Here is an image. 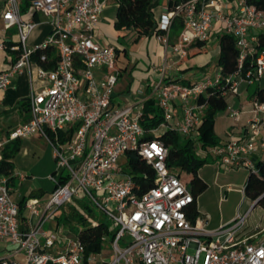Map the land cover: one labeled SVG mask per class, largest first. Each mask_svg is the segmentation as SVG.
<instances>
[{
    "label": "built area",
    "instance_id": "1",
    "mask_svg": "<svg viewBox=\"0 0 264 264\" xmlns=\"http://www.w3.org/2000/svg\"><path fill=\"white\" fill-rule=\"evenodd\" d=\"M20 1L0 0V21L5 29H15L18 52L11 68L0 72V91L23 71L31 79L36 50L51 49L58 59L51 70L38 65L36 76L47 85L39 92L31 90L29 119L5 138L0 137V161L7 143L39 136L52 145L56 168L48 176L54 189L47 200L25 203L31 223L28 231L19 229V209L10 198L7 177L0 175V243L6 245L0 264L94 261L95 254L87 255L77 237L44 228L61 208L81 197L117 227L110 241L113 256L106 264H264V226L258 224L245 232L254 206L214 231L206 229L207 215L198 216L193 223L189 218L193 196L178 170L167 165L168 148L160 140L144 139L146 133L156 134L159 130L145 131L139 124L146 99L134 105L115 102L119 77L116 48L100 43L94 34L109 0H33L31 8L48 18L51 25L44 42L33 48L26 41L35 22L22 19ZM248 1L188 0L176 4L162 17L161 34L156 39L168 47L171 28L178 21L182 29L172 50L183 58L187 46L206 42L212 26L219 23L222 32L235 39L239 67L248 58L255 63L252 72L224 80L230 85L228 96L234 95L240 82L251 85L264 73V49L257 47V34L264 32V10ZM41 60H46L44 55ZM220 81L219 74L214 80L187 86L160 80L155 86L156 102L164 119L160 128H170L168 124L175 114L173 102L178 100L182 117L174 128L194 141L200 158L210 156L219 166L230 169L254 170V163L247 157L255 151L259 125L264 124V102H254V113L261 114L262 119L256 120L252 137L206 149L198 142L204 108L196 100ZM238 114L230 110L231 117L237 119ZM258 144L264 148V138ZM127 152L136 153L153 170L149 189L140 192L128 169L119 166V159ZM222 235L226 237L221 241Z\"/></svg>",
    "mask_w": 264,
    "mask_h": 264
},
{
    "label": "crops",
    "instance_id": "2",
    "mask_svg": "<svg viewBox=\"0 0 264 264\" xmlns=\"http://www.w3.org/2000/svg\"><path fill=\"white\" fill-rule=\"evenodd\" d=\"M169 1L170 0H157L151 8L158 28L162 17L170 12L172 6H170ZM116 7L117 5L113 0L108 1L105 9L100 15L94 34L95 39L100 43L112 45L116 48V67L117 63L120 62V54L122 53L126 57V60L123 61V67L121 69L117 68L119 77L115 88V98L116 96L123 98V101L117 104L134 105L143 99L148 100L151 98L156 101L155 86L160 80H164L166 83L175 82L185 86L205 81L202 77L208 67V63L205 62L212 59L217 61L218 57L219 36L223 33L219 23L212 26L209 39L204 42L205 44L203 47L198 48L194 46L196 42H193L185 49L187 55L180 58L177 54H174L172 50V46L177 43L180 34V31H175L173 29L174 26L170 31V45L168 47L158 42L155 35L140 37L137 41H134L135 35L131 32L127 33L125 39H121V33L117 32L113 27ZM2 8L3 4L0 2V15ZM104 13L105 16H103ZM21 17L24 21L32 20L35 22V27L27 37V46L33 48L42 44L51 31L48 18L39 12H35L31 8V5L26 11H21ZM178 26L181 27V25H176L175 27ZM11 30L15 29H5L0 21V72L8 71L18 54L15 49L17 41L16 31L12 34ZM125 40H127L128 43L127 49L124 44ZM204 49L205 51H203ZM128 52L131 55L130 59L128 58ZM32 61V67H34L36 72L38 63L34 60ZM190 70L193 71L185 75V73ZM261 77L264 78V73H262ZM261 77L260 79H262ZM215 78L213 77L211 80ZM46 85L47 83L45 81H41L37 78L36 73L33 74V70L31 79L29 78L28 72L23 71L21 74H17L11 79V84L6 90L0 91L1 138H5L9 132L29 119V112L28 114L24 112L23 108L20 107V101L28 99L31 90L39 92L46 87ZM251 85H254V83ZM251 85L240 82L237 86V93L229 95L226 99V111L216 116L213 124V132L221 144L252 137L254 131L253 127L255 125L257 126L256 120L262 119V115L259 114L256 116L253 110L257 96L253 95L254 93L250 88ZM173 108L175 114L170 125L176 127L182 117V109L178 100L173 102ZM231 109L239 112L237 119L230 116ZM259 126V135L256 137L257 139L254 143L255 151L247 157V159L251 160L253 163L260 159H264V148L260 147L258 144L259 139L264 138V124ZM210 158L215 161L210 156L204 157L207 161ZM12 164L13 169L10 176L7 177L9 180L10 198L17 205L18 209L22 203V210L18 217V226L21 231H28L31 223L29 213L25 208V203L32 199H38L42 203L45 202L53 190L54 185L50 180L52 185L49 188L46 185L36 184L34 182L35 178L31 174L18 171L14 168L13 162ZM20 175H24L25 177L21 178ZM63 208V210H66L67 206ZM60 214L61 210L57 213L55 220L48 221L45 226H48L47 229L59 230L63 232L62 234H66V226L57 220V216ZM233 218L234 216L229 217L228 221ZM247 230L248 227H246L245 232H247ZM104 241L105 240L102 241L98 252L91 253L95 254L94 261L85 264H106L111 260L113 251L112 249H103ZM62 247L63 246L59 247V249ZM5 250L6 245L0 243V252L2 256L5 254Z\"/></svg>",
    "mask_w": 264,
    "mask_h": 264
},
{
    "label": "trees",
    "instance_id": "3",
    "mask_svg": "<svg viewBox=\"0 0 264 264\" xmlns=\"http://www.w3.org/2000/svg\"><path fill=\"white\" fill-rule=\"evenodd\" d=\"M33 0H21L20 9L26 11ZM117 5L114 21V29L121 33V39H125L127 33H134V41L140 37H148L161 34L156 25V21L151 12V8L157 0H113ZM188 0H170V6H174ZM249 4L254 5L257 9L264 10V0H249ZM178 21L173 24L175 31H181ZM218 57L216 65L219 69L221 81L217 86L207 88L205 94L200 95L196 100L198 106H202L203 116L202 123L198 130V142L203 148L220 145L221 142L213 132V124L219 113L225 112L227 109V96L229 94L230 85L224 80L228 77L238 75L244 76L247 72L254 70V60L248 58L239 67V52L235 46V39L228 34L222 33L219 36ZM204 42H196L194 46L201 48ZM257 47L264 49V32L257 34ZM205 51V49L203 50ZM44 55L46 60L42 61L41 56ZM57 55L51 49H38L32 56V60L36 61L43 69H54L57 63ZM259 102H264V88L257 89L254 94ZM20 107L28 114L29 100L20 101ZM140 126L145 130H160L164 119L158 104L154 99H148L142 106V115L139 119ZM170 128L164 129L161 133H146L145 140H160L168 148L167 165L175 167L178 170L179 178L186 183L193 196V203L189 207V218L194 223L198 217L197 199L207 189V184L198 175V170L207 159L200 158L197 155V145L193 140L183 137L174 127L168 124ZM72 134V131L69 133ZM19 140L10 142L2 149V160L0 161V175L10 176L13 169L11 160L19 151ZM128 172L133 178L138 189L145 191L153 185L154 172L147 166L145 162L134 152L126 153ZM254 171V172H253ZM248 178L243 188L244 196L252 203L260 199L255 206H259L264 210V159L254 162V170L248 171ZM189 175V183H187L185 175ZM9 184V180H8ZM54 189V187H53ZM85 197L71 201L66 210L61 208V214L57 216L58 222L63 223L67 227H71L75 221L85 224V228L77 235L78 240L84 245L87 255L98 252L102 239L105 236L113 239L117 227L110 225L105 221H97L89 215V205L94 207L89 200L84 201ZM254 206V207H255ZM22 210V203L19 207V213ZM63 210V211H62Z\"/></svg>",
    "mask_w": 264,
    "mask_h": 264
},
{
    "label": "rangeland",
    "instance_id": "4",
    "mask_svg": "<svg viewBox=\"0 0 264 264\" xmlns=\"http://www.w3.org/2000/svg\"><path fill=\"white\" fill-rule=\"evenodd\" d=\"M103 16H105V13ZM11 33L14 34L15 30H11ZM124 44L126 48L128 46L127 40L124 41ZM128 54V58L130 59L131 55L129 52ZM119 60L120 62L117 63V68L121 69L126 57L121 53ZM215 61L216 60L212 59L205 62L208 63V67L207 71L202 75L204 80L217 77L219 69ZM32 70L33 74H35L34 67H32ZM192 71L193 70L187 71L185 75H188V73H191ZM262 87H264V78L255 81L254 85L250 86L253 93ZM121 101H123V98L116 96L115 102L121 103ZM162 131H164V129H160L158 133H161ZM19 141V151L12 159L14 168L18 171L31 174L35 178L34 182L36 184L46 185L49 188L52 183L49 181L48 176L53 174L56 168L52 145L48 140L39 136L22 138L19 139ZM118 163L119 166L125 170L128 169L126 157H121ZM248 174V171L244 168L230 169L218 166V164L211 158L199 168L198 175L207 184V189L198 197L197 209L199 211V217H203L204 215L208 216V225L206 226V229L214 231L220 227H224L231 223L238 215L243 216L252 208L253 203L247 199L243 193ZM185 178L187 180L186 182L189 183V175L186 174ZM84 201L87 202L88 199H84ZM89 209V215L92 218L97 221H105L112 225L113 222L111 219L102 211L96 207H91L90 205ZM233 216L234 218L228 221L229 217ZM258 224L264 226V210L259 206H255L247 218V232L254 230ZM44 228L47 229L48 226L46 225ZM66 228L67 236L69 238H75L80 231L85 228V224L75 221L71 227L66 226ZM225 237L226 235H222L219 239L222 241ZM103 239L105 240L103 249L111 250L110 238L105 236ZM124 239L128 238L125 237ZM1 256L2 253L0 252V257Z\"/></svg>",
    "mask_w": 264,
    "mask_h": 264
},
{
    "label": "water",
    "instance_id": "5",
    "mask_svg": "<svg viewBox=\"0 0 264 264\" xmlns=\"http://www.w3.org/2000/svg\"><path fill=\"white\" fill-rule=\"evenodd\" d=\"M260 199H257L253 202V206H255L258 202H259Z\"/></svg>",
    "mask_w": 264,
    "mask_h": 264
}]
</instances>
